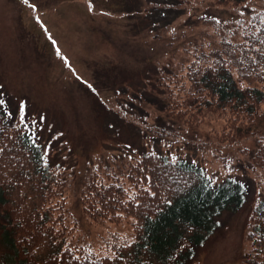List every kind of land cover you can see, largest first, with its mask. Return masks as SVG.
Instances as JSON below:
<instances>
[{"label": "rangeland", "instance_id": "rangeland-1", "mask_svg": "<svg viewBox=\"0 0 264 264\" xmlns=\"http://www.w3.org/2000/svg\"><path fill=\"white\" fill-rule=\"evenodd\" d=\"M262 3L0 0V107L23 115L50 164L63 170L68 211L80 220L78 242L97 244L103 234H132L129 219L90 226L81 218L80 176L92 171L116 175L131 156L156 152L194 163L214 184L228 178L245 182V205L221 215L218 231L191 263L244 264L246 220L264 199V171L254 168L244 152L254 149L255 140L225 147L215 142L212 123L193 127L171 120L159 107L158 78L209 26L235 23ZM5 250L0 222V254Z\"/></svg>", "mask_w": 264, "mask_h": 264}, {"label": "trees", "instance_id": "trees-1", "mask_svg": "<svg viewBox=\"0 0 264 264\" xmlns=\"http://www.w3.org/2000/svg\"><path fill=\"white\" fill-rule=\"evenodd\" d=\"M250 1L216 3L237 7ZM182 52L184 58L158 78L160 110L184 125L212 123L221 146L253 138L254 149L244 152L264 171V0L235 23L209 26ZM24 120L0 107V222L8 247L0 264H191L218 231L221 215L246 203L245 182L214 184L192 162L142 152L116 175H81L77 188L88 225L129 219L131 236L78 242L80 220L68 211V179L50 164ZM244 240V264H264V199L249 211Z\"/></svg>", "mask_w": 264, "mask_h": 264}, {"label": "snow or ice", "instance_id": "snow-or-ice-1", "mask_svg": "<svg viewBox=\"0 0 264 264\" xmlns=\"http://www.w3.org/2000/svg\"><path fill=\"white\" fill-rule=\"evenodd\" d=\"M28 2V0H25V3H27ZM57 54H59V53H57ZM3 104V100L2 99H0V105H2ZM19 111L21 112V113H23V107H21L20 109H19ZM23 119H24V117H23V115H21V121H23Z\"/></svg>", "mask_w": 264, "mask_h": 264}]
</instances>
